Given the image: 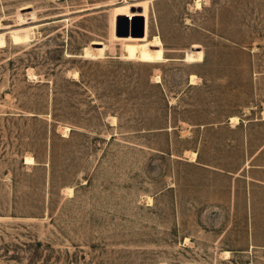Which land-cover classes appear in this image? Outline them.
I'll use <instances>...</instances> for the list:
<instances>
[{
  "label": "rangeland",
  "instance_id": "1",
  "mask_svg": "<svg viewBox=\"0 0 264 264\" xmlns=\"http://www.w3.org/2000/svg\"><path fill=\"white\" fill-rule=\"evenodd\" d=\"M263 112L264 0H0V264H264Z\"/></svg>",
  "mask_w": 264,
  "mask_h": 264
},
{
  "label": "water",
  "instance_id": "2",
  "mask_svg": "<svg viewBox=\"0 0 264 264\" xmlns=\"http://www.w3.org/2000/svg\"><path fill=\"white\" fill-rule=\"evenodd\" d=\"M121 18V17H120ZM121 22L116 21L115 22V30L117 35L119 36H142L144 34V29H143V22L141 18L139 17L136 22H129L125 16H122Z\"/></svg>",
  "mask_w": 264,
  "mask_h": 264
},
{
  "label": "bare ground",
  "instance_id": "3",
  "mask_svg": "<svg viewBox=\"0 0 264 264\" xmlns=\"http://www.w3.org/2000/svg\"><path fill=\"white\" fill-rule=\"evenodd\" d=\"M196 6L197 7H200V4H199V2L197 1L196 2ZM132 11L133 10H135L134 8H132L131 9ZM121 16V15H120ZM122 16H124V15H122ZM118 17L119 16H117L116 17V19H118ZM125 17H126V19L127 20H130V21H132V20H134V19H138L140 16H134V17H132L131 19H129L126 15H125ZM141 18V20H142V22H143V29H144V21H143V19H142V17H140ZM115 22H116V20H115ZM115 34H116V36L117 37H120V38H126V37H132V38H142L143 36H144V34L142 35V36H140V37H138V36H132V35H128V36H119V35H117V33H116V30H115ZM153 42H154V45L155 46H159L161 43H160V40H159V38L158 37H155L154 39H153ZM195 82H196V79H195V76L194 75H191L190 76V84H195ZM262 117H263V120H264V112H263V114H262ZM231 120V123L232 124H238V118L237 117H231L230 118ZM66 131H68V129L67 128H65V131H63V132H66ZM67 134V133H66ZM66 136V135H65ZM190 158H191V160L193 161V160H195L196 159V154L195 153H192V154H190ZM25 163H28V164H32V163H34V161H33V159L31 158V157H26L25 158ZM71 192V191H70ZM227 255H228V252L226 251V252H224L223 253V256L224 257H227Z\"/></svg>",
  "mask_w": 264,
  "mask_h": 264
}]
</instances>
